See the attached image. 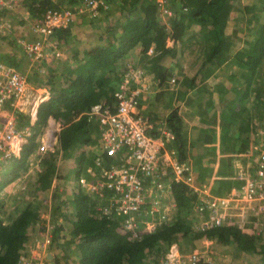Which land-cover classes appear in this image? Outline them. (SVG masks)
<instances>
[{"label": "trees", "instance_id": "16d2710c", "mask_svg": "<svg viewBox=\"0 0 264 264\" xmlns=\"http://www.w3.org/2000/svg\"><path fill=\"white\" fill-rule=\"evenodd\" d=\"M107 1L110 5L117 1L119 14L116 17L121 22V31L115 35L108 31L106 36L98 34L100 43L92 47L88 54L78 53V60L73 59V54L66 60L64 58L65 61L59 58L57 67L52 69L57 71L47 74L42 81V84L50 88L51 98L39 103L37 118L32 125V138L22 147L19 157L14 158L17 162L16 174L19 168L28 166L29 154L37 149L35 133L41 131L48 116L51 114L59 121L60 149H49L36 154L41 172L35 186L46 187L50 184L56 174L55 161L59 154L70 151L75 160L80 159L75 170L78 179L89 162L88 149L99 137L98 123L86 111L92 103L113 101V93L129 67L126 58L129 47L134 44L144 45L142 49L145 53L147 47L153 46L154 52L147 54L150 56L144 63L147 68V62H157L167 51V35L170 31L160 26L161 15L156 0ZM79 2L80 0H24L23 4L32 14H39L50 5L74 7ZM168 4L174 9L170 35L175 38L186 35L188 39L198 35L196 41H203L206 46L205 58L201 63L205 71L199 74L196 70L191 77V84L195 85L196 79L211 74L214 68L208 66L211 59H214L215 64L226 63L239 79L232 87L234 89L230 90L231 94H227L225 98L230 106L221 108L219 105L222 104L216 103L222 117L220 125L226 128L221 134L222 147L227 142L229 128L234 126L237 131L249 132L247 136L254 141L258 127L264 122V0H169ZM183 6L187 9L183 10ZM107 11L104 10L105 13ZM204 20L207 22H203ZM198 23H209L212 28L197 29L195 25L198 26ZM5 36L11 48L0 53V58L18 65V61L25 57L18 43V36L12 33ZM53 37L71 45L74 36L68 26L56 30ZM240 42L242 44L236 49L226 48L228 43L235 45ZM17 46L23 53L15 51ZM48 63L49 61H42L40 65ZM156 72L158 84L163 83L165 74L161 70ZM223 83L222 78L213 83L220 94ZM209 87L205 82L198 88L207 90L213 99V92ZM220 100L223 101L224 98L221 96ZM213 101L208 102L207 111L215 106ZM173 115L174 112L169 117V128L179 138L174 145L180 160L186 161V146L183 142L179 143L182 140L180 125L173 122ZM18 116L20 123L29 121L28 114L19 113ZM237 116L240 117L239 122H236ZM150 132L157 133L152 130ZM219 173L224 175L225 171ZM222 179L215 186L219 194H224L229 186L227 183L223 187L221 184L225 180ZM169 195L175 203L169 218L156 217V225L152 231L139 232L135 236L118 230L121 225L116 213L110 217L98 208L109 204L108 197L91 195L82 188L74 190L70 200H57L59 195H53L56 198L54 210L57 218L65 210L62 203L72 206L75 219L73 228L77 235L76 239L69 240V243H75V251L77 250V260L73 264H144L145 261L157 264L172 244L185 240L189 247L205 237H211L222 245H231L241 252L256 253L264 262V216L258 221L262 225V232L258 237L254 235L256 224L247 218L240 222V227L232 224L199 229L197 223L200 216L196 211V205L200 203L199 194L182 181L169 180ZM33 196L29 199H22L21 196L20 208L13 206L12 211L4 208L0 210V264H17L20 251L28 239L32 214L37 213L40 207ZM56 224L52 236L55 247L56 243L59 246L58 237L62 228L60 223ZM51 261L53 264L72 263L63 261L58 255H54Z\"/></svg>", "mask_w": 264, "mask_h": 264}, {"label": "built area", "instance_id": "2783aa9c", "mask_svg": "<svg viewBox=\"0 0 264 264\" xmlns=\"http://www.w3.org/2000/svg\"><path fill=\"white\" fill-rule=\"evenodd\" d=\"M23 1L0 0V11L14 10ZM168 2L156 0L166 27L170 26L174 13ZM108 8L107 0H80L74 7L50 5L40 15L24 7L22 16L28 31L18 35V43L31 64L59 59L63 52L53 33L70 26L76 15L87 13L89 18L98 19ZM112 28L118 31L121 26L115 24ZM9 33L11 25L0 16V35ZM153 52V46L145 50L146 54ZM128 66L113 93V101L92 103L86 111L98 123L100 150L90 157L79 175L81 188L91 195L108 197L109 204L98 208L110 217L116 213L122 230L132 236L152 231L156 217L169 218L175 205L169 195V180L182 181L199 194L197 228L232 224L240 227L246 218L256 224L264 216V122L236 162L231 176L233 186L226 193L217 194L211 184L195 175L188 161L180 160L177 152L168 150L167 139L173 137L169 129H162L160 134L150 132L154 124L139 110L150 89V76L142 63ZM29 83L26 71L0 58V171L8 160L20 155L26 136L33 134L32 125L42 99L27 110ZM19 113L28 114L29 122L20 123ZM54 138V132H49L37 146L38 152L56 147ZM32 218L17 264H53L49 252L56 248L52 241L56 221L45 212L34 213ZM200 242L187 248L172 244L157 264H241L218 253L212 242L205 239Z\"/></svg>", "mask_w": 264, "mask_h": 264}, {"label": "crops", "instance_id": "0c3cea01", "mask_svg": "<svg viewBox=\"0 0 264 264\" xmlns=\"http://www.w3.org/2000/svg\"><path fill=\"white\" fill-rule=\"evenodd\" d=\"M79 16L89 17L87 13H83ZM93 21L96 22L95 20ZM74 23L75 19L70 25L74 36L73 39L77 35L73 29ZM160 24L161 27L164 26L170 32H168L167 35V51L157 62L151 64L147 62V66L149 67L147 68L144 66L146 61L143 60L148 59L150 55L143 52L142 46L134 44L131 49H128L127 57L136 55L135 59L137 58L136 61H138L136 63H142L143 68L150 76V89L143 99L139 110L149 116L151 122L154 124L151 130L157 132L155 134H160L162 129L165 128L171 131L173 137L167 139L166 147L168 150L176 152L175 145L179 138H177L169 128V117L172 112H174L172 120L180 125V138L182 140L179 141V143L181 144L183 142L186 146L184 150L186 161L190 164L191 170L203 182L211 184L215 193L219 194L216 192L215 186L218 183L215 181L221 180L222 178L225 182L221 185L224 187L229 183L227 184L229 185L227 191H229L234 182H232V179H230L227 174L220 175L219 172H224L227 169L232 174L236 162L239 158H242V153L250 146L252 140L251 137L249 138L247 136L249 132L242 130L237 131L236 126H234L229 128V133L228 135L226 134L227 142H225L222 147L221 134L225 132L226 128L220 125L222 117L220 115V108H217L216 103L222 104L219 105L221 108L230 106V103H227L228 101H226L225 98L227 94H231V89H234L232 87L239 79L235 77V72H233L226 63L215 64L214 59H211L208 62V66L214 67L213 70H211V74L204 78L201 77L196 79V84L192 85L191 77L195 74L196 70H198L199 74L205 71L201 66L202 60L205 58L204 49L206 46L204 42L198 43V41H196L198 35L196 38L190 37V39H188L186 35L175 38L170 35L172 33L171 22L169 27H166L165 23L162 21H160ZM195 26L197 29L199 27L201 30H205L202 29L201 23ZM22 30L28 31L26 24L23 26ZM5 42H8L7 39ZM239 45H241V42L235 45L228 43L226 48L236 49ZM94 46L95 45H93V47ZM91 51L92 48L85 50V52H81L79 48H76L73 53L74 56L72 55V57H74L73 59L75 60L77 53H83V55H85ZM160 70L165 74L166 78L163 83L158 84L156 71ZM220 78H222L224 82L222 88H220V90H222L221 94L219 93L220 91L217 90L216 85L213 84ZM205 82L208 83L210 90L213 92V99H211L207 90L198 88L201 83ZM46 86L47 85L43 84V86L37 88L38 90L46 91L44 96L45 99L43 100L51 98V90ZM221 96L224 98L223 101L220 100ZM211 100H214L213 104H215V106L207 111L208 102ZM238 106H240V104H238ZM49 116L50 119L52 118L58 123V126H54L51 131L55 133L54 139L56 148L60 149V138L58 135L60 129L58 131L56 130L60 128V123L51 114ZM177 117L179 119H177ZM36 118L34 119L36 120ZM236 118V122H239L240 117L237 116ZM47 134L48 131L45 136ZM248 138L249 140H247ZM168 144L169 147L167 146ZM59 155L61 156V154ZM211 239L213 240V238Z\"/></svg>", "mask_w": 264, "mask_h": 264}, {"label": "rangeland", "instance_id": "374dc122", "mask_svg": "<svg viewBox=\"0 0 264 264\" xmlns=\"http://www.w3.org/2000/svg\"><path fill=\"white\" fill-rule=\"evenodd\" d=\"M49 1L56 2V0H49ZM116 2L117 1H114L111 5L109 4L107 13L103 11V15H101V17L98 19L91 20V18L89 17H83V16L80 17L78 15L75 16V23H74L75 25L73 24L74 25L73 29L75 30V33L77 35L72 40V44L68 45L65 42H60L58 38L56 39L58 46L61 48L63 52L61 56L62 58L61 60H63L64 58L66 60L67 57H70L74 53V50L76 48H79V51L81 52H85V50H89L90 48H92L93 45L96 46L98 43H100L98 39V34L100 33L106 36L108 32H111L112 35H115L121 31L120 28L118 29V31H114L112 28V26L115 24L121 25V22L116 17L119 14L117 12L118 6ZM24 10L25 9L22 6H19L15 8L14 11L13 9L0 11V16L2 18L9 20V24L12 27V35L14 34L15 36H18L21 33L23 34L27 32L26 30H22L23 26H25V21L22 16V13L24 14ZM40 14L41 13H39V15ZM93 20H95L96 22H94ZM203 22H207V21L204 20ZM211 28H212L211 24L203 23L202 25V29L211 30ZM5 40H6V36L0 35V53L6 52V50L11 48L10 47L11 45H9L10 43L5 42ZM133 46L134 45L130 46L129 48L131 49ZM15 51L17 52L20 51L19 54H21L22 52L21 48H19L18 46L15 49ZM78 55L79 54L77 53L75 60L79 59ZM135 56L136 55H131L127 57V61L129 65L130 64L136 65V62L138 61H136L137 58L135 59ZM29 60L30 59H27L25 56L22 57L20 61H18L19 68L26 71V74L30 82L29 83L30 89L28 92L29 96L27 98L28 99L27 110H29L30 108L33 109V107L37 106L39 100L45 99L44 96L46 94V91L38 90L37 88L43 86L42 81L44 80V77L47 74L51 73L52 71H57L52 69L56 68L58 64V59H52L46 65H40L41 62H35L31 64ZM143 61H147V60L144 59ZM56 87L58 88L57 85ZM56 125L58 126V123L55 122L52 118L50 119V116H48V120L46 121V123L42 125L41 131L35 133V139L37 142L36 146H39L42 143V139L44 138L46 132L47 131L48 133L51 132V129ZM31 138H32L31 136H26L27 141L30 140ZM26 142L22 144V147L25 145ZM96 145H98V143H94V145H92L93 149L95 150L98 147ZM92 147H89L88 150L89 151L92 150ZM37 153H40L38 152V149H36V151L31 152L28 158V166H22L21 168H19L16 174H15V166L17 162L15 161V159L8 160L2 166L0 171V210L4 208L6 211H12L14 208L13 206H17V208H20L21 196L23 197L22 199H29L34 195L33 198L35 202L39 203L40 205L38 211L49 214L52 220H55L62 225L60 236L58 237L59 246H56V248L52 250L55 252L56 255L62 257L63 261L72 262L71 264H73L74 261L77 260V254H76L77 250L75 251L76 249L75 243L73 242L69 243V240L73 238L76 239L77 235L73 228L75 224V219L73 218L72 206L69 203H67L66 205H63L62 203L61 206H63L65 210H63L62 214H60V216H58L57 218L54 210V201H56V198L53 195L55 194L59 195L57 200L71 199L72 192L77 189L76 184L78 179L75 170H76V166L80 162V159L75 160L72 155L73 154L72 151H70L69 153L62 154L61 156L59 155L55 161L56 174L54 175L52 182L48 184L46 187H40V185L35 186L36 185L35 182L38 178L39 173L41 172L40 171L41 167L39 166L38 159L36 158ZM225 174H227V176H229V178L231 179L232 174L229 172V170L226 169ZM215 182L220 183V180H216ZM172 212L173 209L171 208L170 213ZM118 230L123 231L121 226L118 228ZM261 232H262V225L260 222H257L254 235L258 237L261 235ZM250 235L252 234L250 233ZM205 242L208 243L212 242V246L218 253L226 254L231 258H234L238 262H241V264L264 263L262 261V258H260L256 253L241 252L240 250L235 249L231 245L230 246L222 245L216 243V241L212 239L208 240L206 238ZM177 244L180 245L181 248L187 247L185 240L180 241ZM189 245L190 244H188V246ZM147 263L149 264V262L145 261L144 264Z\"/></svg>", "mask_w": 264, "mask_h": 264}, {"label": "clouds", "instance_id": "9594fccd", "mask_svg": "<svg viewBox=\"0 0 264 264\" xmlns=\"http://www.w3.org/2000/svg\"><path fill=\"white\" fill-rule=\"evenodd\" d=\"M21 6H22L23 8L26 7L23 3H22ZM21 34H22V33H21ZM59 129H60V128H58V129H56V130L58 131ZM54 134H55V133H54ZM96 143H98V145H96V146H98V147L96 148V150L93 149V147H92V150H90L89 153H87L88 157H89V156L91 157V156H93L95 153L99 152V150H100V149H99L100 145H99L98 140L96 141ZM53 149H57V148L54 147ZM47 150H49V149H47ZM47 150H46V151H47ZM44 152H45V151H44ZM20 153H21V152H20ZM40 153H42V152H40ZM90 154H91V155H90ZM18 157H19V156H18ZM90 157H89V159H90ZM16 158H17V157H16ZM87 163H88V162H87ZM80 174H81V173H80ZM76 185H77V188H81V186L79 185V177H78V180H77V184H76ZM83 190H84V189H83ZM84 191H85V190H84ZM85 192H86V191H85ZM86 193H87V192H86ZM38 212H39V211H38ZM56 223H58V222L56 221ZM56 225H57V224H56ZM206 238H211V237H205L204 239H206ZM200 241H201V240L196 241V243L193 244V245H196L197 243H200ZM50 253L53 254V250H52V249H51L50 252H49V257H50ZM55 255H56V254H55ZM53 257H54V255H53ZM53 257H52V258H53ZM50 258H51V257H50ZM52 258H51V259H52Z\"/></svg>", "mask_w": 264, "mask_h": 264}, {"label": "water", "instance_id": "95a60500", "mask_svg": "<svg viewBox=\"0 0 264 264\" xmlns=\"http://www.w3.org/2000/svg\"><path fill=\"white\" fill-rule=\"evenodd\" d=\"M50 257H51V258L53 257V254H52V253H50Z\"/></svg>", "mask_w": 264, "mask_h": 264}]
</instances>
